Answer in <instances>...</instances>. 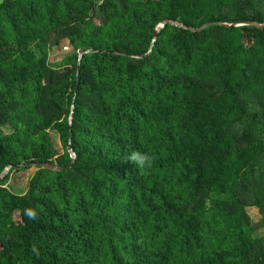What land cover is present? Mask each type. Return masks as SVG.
Listing matches in <instances>:
<instances>
[{"label":"trees","instance_id":"1","mask_svg":"<svg viewBox=\"0 0 264 264\" xmlns=\"http://www.w3.org/2000/svg\"><path fill=\"white\" fill-rule=\"evenodd\" d=\"M244 22L264 0H0V264H264V27ZM36 162L58 169L14 192Z\"/></svg>","mask_w":264,"mask_h":264},{"label":"rangeland","instance_id":"2","mask_svg":"<svg viewBox=\"0 0 264 264\" xmlns=\"http://www.w3.org/2000/svg\"><path fill=\"white\" fill-rule=\"evenodd\" d=\"M72 51L70 43L65 40L61 43L60 46L56 47L50 54V60L51 61H57L61 59L64 55L70 53ZM52 140L55 143V146L58 150L62 151L63 147L61 144V141L59 139V136L55 133H51ZM35 166H31L26 171H20L15 172L10 183L14 187V192L16 193H24L28 187L29 180L32 177V175L36 171ZM247 212L249 216L252 218L254 222H258L261 219V213L258 208L256 207H250L247 209ZM255 235L257 236H263L264 235V228L259 229L255 232Z\"/></svg>","mask_w":264,"mask_h":264},{"label":"water","instance_id":"3","mask_svg":"<svg viewBox=\"0 0 264 264\" xmlns=\"http://www.w3.org/2000/svg\"><path fill=\"white\" fill-rule=\"evenodd\" d=\"M167 23H171V24H175L179 27H183V28H186L185 26L177 23V22H171V21H165L163 22L159 27L156 28V32H155V36L157 35V32L164 27L165 24ZM223 26H227V27H231V26H239V25H242V24H239V23H233V24H228V23H219ZM243 24H247V25H253V26H256L258 28H263L264 27V23L263 24H260V23H257V22H244ZM207 26H209V24H205L203 26H201L200 28L196 29L197 31H200L204 28H206ZM190 30L192 31H195V29H192L190 28ZM86 53V50L85 49H80L78 51V54H79V57H82V55ZM79 72V70H78ZM72 119V118H71ZM71 140V139H70ZM69 140V144H68V151L72 154V157L75 158L74 154H73V150H72V147H71V141ZM74 163V160L73 162L70 164V166H68L67 168H61V169H68L70 168ZM30 166H35V167H41V168H44V169H48V170H57L58 169V166L56 164H53V163H43V162H36V163H29ZM8 169H6L4 171V173L2 175H0V178H2L6 173H7Z\"/></svg>","mask_w":264,"mask_h":264}]
</instances>
